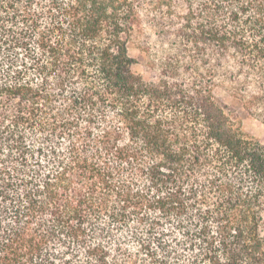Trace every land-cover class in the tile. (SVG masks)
Instances as JSON below:
<instances>
[{
    "label": "trees",
    "instance_id": "trees-1",
    "mask_svg": "<svg viewBox=\"0 0 264 264\" xmlns=\"http://www.w3.org/2000/svg\"><path fill=\"white\" fill-rule=\"evenodd\" d=\"M217 86L264 124V0H0V264H264Z\"/></svg>",
    "mask_w": 264,
    "mask_h": 264
},
{
    "label": "rangeland",
    "instance_id": "rangeland-1",
    "mask_svg": "<svg viewBox=\"0 0 264 264\" xmlns=\"http://www.w3.org/2000/svg\"><path fill=\"white\" fill-rule=\"evenodd\" d=\"M131 54L136 58L137 63L134 69L148 78L151 75L150 69L147 67L146 54L137 48L130 50ZM216 97L226 105L227 109L233 110L238 115V119L242 130L249 136H252L264 142V124L253 115L245 112L232 98L224 86H217L214 89Z\"/></svg>",
    "mask_w": 264,
    "mask_h": 264
}]
</instances>
